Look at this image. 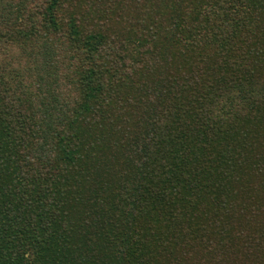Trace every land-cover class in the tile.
Wrapping results in <instances>:
<instances>
[{
	"label": "trees",
	"instance_id": "trees-1",
	"mask_svg": "<svg viewBox=\"0 0 264 264\" xmlns=\"http://www.w3.org/2000/svg\"><path fill=\"white\" fill-rule=\"evenodd\" d=\"M0 264H264V0H0Z\"/></svg>",
	"mask_w": 264,
	"mask_h": 264
}]
</instances>
